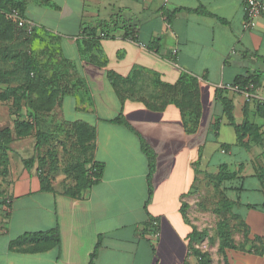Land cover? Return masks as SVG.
<instances>
[{"label": "crops", "instance_id": "obj_1", "mask_svg": "<svg viewBox=\"0 0 264 264\" xmlns=\"http://www.w3.org/2000/svg\"><path fill=\"white\" fill-rule=\"evenodd\" d=\"M24 1L26 18L37 29L57 33L56 48L73 67L75 96H82L70 106L66 96L62 116L96 128L95 160L105 168L78 199L41 191L37 171L23 163L20 172L14 170L8 217L0 226V264H90L94 253L93 264H199L190 234H209L213 227L215 233L225 220L237 248L225 250L226 260L217 248L211 264H264V16L255 28L246 27L244 0ZM177 8H203L212 16L181 11L167 22L164 12ZM103 21L109 23V38L83 53L89 39L80 28ZM70 39L76 45L72 55L64 51ZM110 72L124 79L121 96ZM251 75L259 76V85L250 102L240 92H223L228 115L217 89ZM183 79L197 81L199 122L182 115L176 99L166 96L167 87ZM122 108L157 153L149 203L148 160L140 140L112 122ZM226 126L232 135L211 146L213 135L220 138ZM214 154L222 160L213 165ZM214 191L226 201L216 200ZM207 218L214 226L202 224ZM56 227L60 247L50 240L12 244L24 234ZM197 248L211 253L210 239Z\"/></svg>", "mask_w": 264, "mask_h": 264}, {"label": "trees", "instance_id": "obj_2", "mask_svg": "<svg viewBox=\"0 0 264 264\" xmlns=\"http://www.w3.org/2000/svg\"><path fill=\"white\" fill-rule=\"evenodd\" d=\"M46 4L49 2L46 1ZM17 10L20 12L21 16L26 18L25 10L26 3L24 0H0V12L2 10ZM185 11V12H194L202 15L212 16L207 10L200 8L196 10L186 9V8H177L172 12H164V16L167 22H172L177 13ZM27 19V18H26ZM14 24L16 25L15 21ZM17 26V25H16ZM18 27V26H17ZM19 28V27H18ZM109 28V23L106 21L100 22L95 28H80V34L89 39L88 43H86L82 47V52L87 54V52L93 51L94 49H98L99 42L102 39L109 38L107 29ZM48 33V34H47ZM46 35L50 36L49 32ZM40 35L37 32V26L35 32L29 36H37ZM126 36L133 41H138L137 36L131 31H126ZM55 37V36H54ZM57 40L58 37H55ZM54 41V38H53ZM147 49H151L149 46H146ZM261 57V56H260ZM261 59H264L262 57ZM25 65L28 73H34L36 78V87L41 86V95L39 96V101L37 102L33 99V91L30 86H28V94H26L25 90H21L18 88L11 89V93L17 94L21 99L26 100V103L29 109L24 110V116L26 118H30L35 125L38 126V130L35 134V152L42 149L51 139V134L48 131H45L42 127L39 128V116L44 114L46 111L53 110L55 106L56 100L58 99V94H61L62 100L60 101V106H63V100L66 96H72L75 94V90L77 88L76 80L74 74H71V69L73 68L71 63L66 60L58 48L55 47L54 50H50L48 54V59L46 65L49 67L57 68L59 72H55L58 74L56 78L53 80L47 79L42 73L41 70L35 65V62L30 57L26 56ZM102 66L106 65V61L101 63ZM109 79L113 83L114 87L118 90V94H120V86L124 83V79L117 76L115 73H109ZM250 84H254L255 86L259 85V76L251 75V76H238L235 78L232 83L233 86H237L239 88H245ZM197 81L195 79H183L180 83L173 87H167L166 96L168 98H175L176 106L180 109L182 115H186L188 113L195 116L196 122H199L202 108L200 103V95L197 89ZM225 90L217 89L218 99L221 98V101L226 107V112H228V105L226 99L222 100V94ZM177 97H179L177 99ZM148 108L153 110H161L164 106H160L155 108L146 103ZM30 111V112H29ZM229 115V112L227 113ZM62 115V113H61ZM63 118V116H62ZM113 123L120 124L126 126L129 130L135 133L140 140V147L143 154L146 156L148 160V169L149 173L147 176L148 182V199L146 203H149L153 196V179L154 174L157 169V153L151 146V144L138 132L132 125L126 120L123 108L121 109L120 114L117 118H115ZM18 126V133L20 131L21 136H27L32 133V124L29 121L18 122L16 123ZM67 128L69 133L72 134L73 137L76 138L73 143L74 147L77 149L76 156L67 164L66 171L68 174L74 176L75 185H67L63 187V194L67 195L71 198L78 199L83 196V194L94 184H96L103 175V171L105 165L103 163L97 162L95 160V150H96V139H97V131L96 128L90 126L89 124L82 121H66L64 120L61 124ZM12 141V134L8 128L0 129V156L5 157V161L7 162V157L9 151V146ZM36 158L33 157L31 159L24 160V166L27 170H31L34 166ZM38 175L41 184V191H51L56 192L57 190L52 186L51 180L39 173ZM216 198L218 200L226 201L222 196L221 192L214 191ZM7 202L0 200V205H5ZM184 210L187 209V205H183ZM207 233H200L197 230H193L190 234V243L192 254L195 255L198 259L199 264H211L212 255L208 251L201 250L197 248V245L201 244L204 239L207 237ZM217 235L219 238V248L218 252L224 255L226 249H236L233 239V229L231 227V223L227 220L219 222L217 224ZM51 241V246L60 247V231L59 228H53L51 230L45 232H37V233H29L24 234L20 239L13 242V245L22 246L31 242H45ZM211 242V240H210ZM99 247V243L96 247ZM95 258V253L91 256L90 264H93ZM224 259L225 255H224Z\"/></svg>", "mask_w": 264, "mask_h": 264}, {"label": "rangeland", "instance_id": "obj_3", "mask_svg": "<svg viewBox=\"0 0 264 264\" xmlns=\"http://www.w3.org/2000/svg\"><path fill=\"white\" fill-rule=\"evenodd\" d=\"M10 9L0 12V129L8 128L12 134V141L6 156H0V200L6 201L5 205H0V226L3 225L8 217L9 203L11 199L9 195L12 184V174L14 170L20 172L24 160L36 158L33 168L42 175L47 176L51 180L52 186L58 191L63 192V187L67 185H75L74 176L66 171L67 164L76 156L77 149L73 143L76 138L72 136L67 128L61 125L64 117L61 115L60 101L62 95L58 94L53 110L46 111L39 116V128L51 134V139L42 149L35 152V134L38 126L31 119L24 116V110L29 109L28 105L17 94L11 93V89L18 88L25 90L28 94V86L32 88L33 99L39 101L41 95V86L36 87L37 76L34 73H28L25 65V57L28 56L34 60L35 65L41 70V73L49 80H53L58 76L55 72H59L57 68L46 65L49 51L54 50L58 45V40L54 37L57 33L50 32V36L46 35L47 31L37 29V36H29L24 30L18 28L14 24ZM63 33V32H62ZM48 34V33H47ZM54 38V41H53ZM76 45L73 39L65 42L64 51L66 54L72 55ZM78 92L76 88L75 93ZM70 96L67 99V105L76 104L81 98V94ZM75 96V97H74ZM30 112V111H29ZM29 121L32 124V133L27 136H21L18 133V122ZM231 127H224L221 137L215 135L211 138V146H217V143L223 141L232 135ZM209 153L210 151L207 150ZM210 155V153H209ZM222 160L220 154H214L212 164H216ZM23 163V164H22ZM215 195V193H214ZM216 200V196H214ZM203 225L214 226V220L207 218L202 222ZM214 228L207 235L211 240V255L217 260V248H219V238Z\"/></svg>", "mask_w": 264, "mask_h": 264}, {"label": "built area", "instance_id": "obj_4", "mask_svg": "<svg viewBox=\"0 0 264 264\" xmlns=\"http://www.w3.org/2000/svg\"><path fill=\"white\" fill-rule=\"evenodd\" d=\"M244 13L246 17V27L255 28L256 20L259 17L264 16V1L262 0H244ZM12 18L15 21L16 25L24 30L27 35H32L35 32L36 24L24 17L21 16L20 12L17 10H13ZM144 47V45H142ZM255 88L254 84H250L245 88H239L237 86H233L232 84H222L219 86L221 90H233L236 92H240L244 95L245 101L250 102L252 98H254V94L252 90ZM158 221L154 220L151 224V228H153L155 235H159L158 231Z\"/></svg>", "mask_w": 264, "mask_h": 264}]
</instances>
